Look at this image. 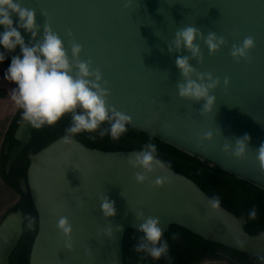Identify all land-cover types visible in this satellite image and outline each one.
I'll return each mask as SVG.
<instances>
[{
	"label": "water",
	"instance_id": "1",
	"mask_svg": "<svg viewBox=\"0 0 264 264\" xmlns=\"http://www.w3.org/2000/svg\"><path fill=\"white\" fill-rule=\"evenodd\" d=\"M20 3L36 13L40 26L37 39L48 23L60 35L69 55L73 42L81 45L80 59L91 61V68L101 72L102 83L107 81L110 89L108 103L131 117L130 127L264 190V171L256 159V149L264 143V0ZM186 26L198 28L205 36L215 32L227 41L210 54L198 40L202 60H190L198 72H211L220 79L212 91L216 97L213 110L204 115L200 114L203 101L196 103L177 95L176 84L182 77L175 59L190 54L183 49L168 51L175 32ZM21 33L27 42L29 34ZM248 36L254 39V47L247 60L237 61L230 55L231 47ZM18 53L17 47L7 54L8 60ZM225 77L229 79L227 86L223 84ZM35 129L26 121L19 125L16 138L20 144L11 151L6 147L8 170ZM205 131L213 132L211 141L201 138ZM245 134L250 143L242 158L223 151L224 144H234ZM62 138L30 153L27 177L20 179L21 189L30 194L38 214L29 264H124L125 233L128 229L137 231V211L159 217L164 232L177 225L207 241L264 259V230L250 234L245 229L246 213L237 216L220 201L219 207L212 209L211 197L190 177L165 163L148 174L144 183H137L135 172L140 169L129 166L127 160L140 150H102L88 147L76 137L71 144L63 143ZM157 176L168 177L167 182L154 186ZM102 195L115 202V216H102ZM61 216L72 224L71 250L56 228ZM24 222L21 209L10 211L0 221V264H10L24 233ZM108 228L111 236L106 234ZM139 264H145L144 260Z\"/></svg>",
	"mask_w": 264,
	"mask_h": 264
},
{
	"label": "clouds",
	"instance_id": "2",
	"mask_svg": "<svg viewBox=\"0 0 264 264\" xmlns=\"http://www.w3.org/2000/svg\"><path fill=\"white\" fill-rule=\"evenodd\" d=\"M15 17V26L14 19ZM0 64L9 59L8 53L19 48V53L12 55L10 63L3 72V79L14 85L11 99L21 110L24 121L36 129L55 125L63 116L70 115V123L65 128L62 140L71 144L75 136L80 133H98L100 137L108 135L112 140H118L127 130L131 117L108 103L110 89L103 81L101 72L91 68V61L80 59L81 45L73 42L69 51L60 35L45 23L42 36L40 26L36 22L33 9L25 8L20 0H0ZM29 34L26 42L25 36ZM203 41L210 54L218 51L227 41L215 32L206 36L196 27L186 26L178 29L169 44L168 51L181 49L190 55H177L175 66L180 72L182 81L176 84L177 95L199 103L203 101L200 114L211 113L216 97L212 91L220 85V79L211 72H198L190 60H202L201 46L197 41ZM254 39L245 37L239 44H233L230 55L237 61L248 59L249 50L254 47ZM224 86L229 84L227 77ZM103 125H107L104 127ZM203 140L213 139L212 131L202 133ZM250 143V137L245 134L236 138L234 144L226 143L223 151L231 152L236 158H242ZM256 159L260 169L264 171V143L256 149ZM127 163L134 169L137 183L148 180V174L158 168H163L165 162L158 156L157 146L147 143L142 150L128 157ZM168 177L157 176L153 181L156 187L167 182ZM212 209L219 207V197L209 199ZM100 210L104 218L115 216V202L108 196L100 197ZM248 216L255 219L256 210L253 208ZM136 219L140 221L137 231L141 234L134 245V251L159 260L168 255V243L163 239L164 230L160 226L159 217L145 216L143 211L136 212ZM31 227V222L29 223ZM56 228L65 239V247L71 250L72 224L66 216H61L56 222ZM120 231L121 226L117 225ZM111 236L112 229L105 230Z\"/></svg>",
	"mask_w": 264,
	"mask_h": 264
},
{
	"label": "trees",
	"instance_id": "3",
	"mask_svg": "<svg viewBox=\"0 0 264 264\" xmlns=\"http://www.w3.org/2000/svg\"><path fill=\"white\" fill-rule=\"evenodd\" d=\"M10 60L2 64L8 66ZM24 120L18 108L15 115L5 118L1 123L0 132V221L10 211L21 209L25 218L24 233L10 256V264H29L30 252L34 238L38 231V214L30 194L21 189L20 179L27 177L30 153H36L57 138L65 135V128L70 123V115L63 116L55 125L42 127L33 131V137L20 154L13 161L10 170L7 169L8 153L5 147L12 150L20 141L16 138L19 125ZM107 127V125H103ZM85 145L102 150H141L151 142L157 146L158 156L169 167L190 177L210 197L218 196L219 201L237 216L247 215L245 229L252 235L264 230V190L244 181L236 176L216 168L204 165L198 159L181 152L177 148L154 138L128 125V130L118 139L112 140L108 135L100 137L98 133H80L75 136ZM6 208L4 211L3 209ZM255 208L256 217L250 219L248 213ZM4 211V213H2ZM31 222V227L29 223ZM138 231L128 229L123 242L124 264H137L144 258L143 254L134 251V245L140 237ZM177 238L185 242L178 243ZM163 239L168 243L167 257H161L158 264H196L204 259H223V254L236 258L255 259V264H264V260L246 255L227 248L222 244L207 241L177 225L163 233ZM245 264H249L246 262Z\"/></svg>",
	"mask_w": 264,
	"mask_h": 264
},
{
	"label": "flooded vegetation",
	"instance_id": "4",
	"mask_svg": "<svg viewBox=\"0 0 264 264\" xmlns=\"http://www.w3.org/2000/svg\"><path fill=\"white\" fill-rule=\"evenodd\" d=\"M46 127V126H45ZM32 134H33V132H32ZM33 137V136H32ZM20 144V143H19ZM18 145V144H17ZM16 145V146H17ZM15 148V147H14ZM13 148V149H14ZM25 148V147H24ZM12 149V150H13ZM7 151H11V150H9V148H8V150ZM7 151H6V147H5V152L7 153ZM9 159V158H8ZM247 231V230H246ZM262 231V230H261ZM248 232V231H247ZM178 240H180L183 244L182 245H185V242L184 241H182L180 238H177V241ZM179 243V242H178ZM237 251V250H236ZM238 252H241V251H238ZM241 253H243V252H241ZM244 254H246V253H244ZM222 255L224 256V258L223 259H220V260H215V259H210V258H207V259H204L203 261H201V262H199V263H196V264H207V263H212V262H220L221 264H236V263H233V262H231V261H229V259L228 258H233V259H235L236 261H238L239 262V264H245L246 262H249V264H255L254 262H255V259H247V257L246 258H242V259H239V258H236V257H234V256H230L229 254H223L222 253ZM246 255H249V254H246ZM249 256H253V255H249ZM253 257H256V256H253ZM148 258H150V257H144V258H141V259H139L138 260V262H137V264H139V261L140 260H144V262H145V264H158V261L161 259H159V260H152V262H149L148 261ZM256 258H259V257H256ZM261 260H264V259H262V258H260Z\"/></svg>",
	"mask_w": 264,
	"mask_h": 264
},
{
	"label": "crops",
	"instance_id": "5",
	"mask_svg": "<svg viewBox=\"0 0 264 264\" xmlns=\"http://www.w3.org/2000/svg\"><path fill=\"white\" fill-rule=\"evenodd\" d=\"M6 68L7 67L0 64V92H3V90L6 87H8V85H5V83H2V81L7 82L6 80L3 79V72ZM13 87H14V85H13ZM9 89H11V88L9 87ZM11 92H12V90H11ZM10 97H11V94H10ZM10 100H11V98H10ZM1 103H2V100L0 99V132H1V123H2L1 118L3 117V119H4L7 117H11V116L15 115L17 110H18V107H16V106L15 107L13 106V108L11 110H10V108H8V109L5 108V106H6L5 101H3V103L5 104L3 107H2ZM6 112H8V113H6ZM2 114H3V116H1ZM207 264H221V263L220 262H212V263H207Z\"/></svg>",
	"mask_w": 264,
	"mask_h": 264
},
{
	"label": "rangeland",
	"instance_id": "6",
	"mask_svg": "<svg viewBox=\"0 0 264 264\" xmlns=\"http://www.w3.org/2000/svg\"><path fill=\"white\" fill-rule=\"evenodd\" d=\"M8 82V81H7ZM4 82V81H2V83H5V85H8V87H6L4 90H3V92H0V99L2 100V107L6 104V106H5V108H10V110L13 108V106L15 107L16 106V104L14 103V101L11 99L10 100V94H11V90H12V88H13V84L12 83H10V82ZM7 83V84H6ZM9 87L11 88V89H9ZM3 101H5V104L3 103ZM9 105V106H8ZM17 107V106H16ZM6 113H8V112H6ZM1 116H3V114L1 115ZM5 120V118L3 119V117L1 118V121H2V125H3V121ZM4 211L6 210V208H4L3 209ZM4 211L2 212V213H4Z\"/></svg>",
	"mask_w": 264,
	"mask_h": 264
}]
</instances>
